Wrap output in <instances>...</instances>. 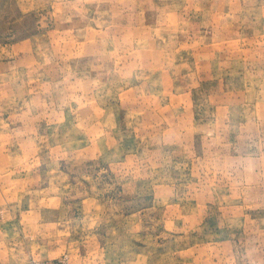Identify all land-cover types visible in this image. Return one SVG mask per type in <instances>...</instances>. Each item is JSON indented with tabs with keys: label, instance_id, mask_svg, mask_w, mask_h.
Returning <instances> with one entry per match:
<instances>
[{
	"label": "rangeland",
	"instance_id": "374dc122",
	"mask_svg": "<svg viewBox=\"0 0 264 264\" xmlns=\"http://www.w3.org/2000/svg\"><path fill=\"white\" fill-rule=\"evenodd\" d=\"M0 78V264H264V0H0Z\"/></svg>",
	"mask_w": 264,
	"mask_h": 264
},
{
	"label": "crops",
	"instance_id": "0c3cea01",
	"mask_svg": "<svg viewBox=\"0 0 264 264\" xmlns=\"http://www.w3.org/2000/svg\"><path fill=\"white\" fill-rule=\"evenodd\" d=\"M213 16H216V17L219 18L218 24H219V25H222V27L220 26V27H218V28H212V27H211L212 23H210V25H208V27L211 28V30H212V34L215 35V32L223 33V32H230V31H231V29H229V28H230V27H229L230 24H227L226 22H224V18H225L226 16H230V15H222L221 12H218V11H217L216 14L213 13ZM223 26H226V27H223ZM223 30H225V31H223ZM222 31H223V32H222ZM217 35H218V34H217ZM240 37H242V34H240ZM225 38L232 39V40H230V41H233V39H234V38H232V36H228V37H227V36H224V37H222L221 35H218V39H219V40H222V39H225ZM0 81L2 82V83L0 84V87H2L3 84H6V83H7V79H6V78H0ZM0 96H1V95H0ZM0 142H2V140H1ZM64 254H65V253H64ZM64 254H62V255H64ZM62 255H60V256H62ZM60 256H57V257H60ZM57 257H50V258H57ZM70 258H71V257H70ZM71 261L73 262L72 259H71ZM73 263L76 264V262H73Z\"/></svg>",
	"mask_w": 264,
	"mask_h": 264
},
{
	"label": "built area",
	"instance_id": "2783aa9c",
	"mask_svg": "<svg viewBox=\"0 0 264 264\" xmlns=\"http://www.w3.org/2000/svg\"><path fill=\"white\" fill-rule=\"evenodd\" d=\"M22 264H75L69 255L65 254L57 258H32Z\"/></svg>",
	"mask_w": 264,
	"mask_h": 264
}]
</instances>
